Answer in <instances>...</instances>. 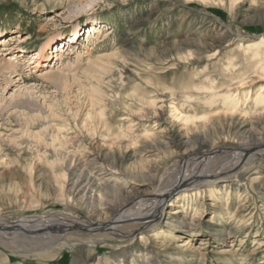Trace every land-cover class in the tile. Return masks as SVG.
I'll return each instance as SVG.
<instances>
[{
	"label": "rangeland",
	"instance_id": "1",
	"mask_svg": "<svg viewBox=\"0 0 264 264\" xmlns=\"http://www.w3.org/2000/svg\"><path fill=\"white\" fill-rule=\"evenodd\" d=\"M262 38L264 0H0V219L105 228L0 245V264H264V159L235 154L264 144V76L242 51ZM197 152L210 183L170 192L143 230L105 231Z\"/></svg>",
	"mask_w": 264,
	"mask_h": 264
},
{
	"label": "bare ground",
	"instance_id": "2",
	"mask_svg": "<svg viewBox=\"0 0 264 264\" xmlns=\"http://www.w3.org/2000/svg\"><path fill=\"white\" fill-rule=\"evenodd\" d=\"M9 33V32H8ZM21 38V37H20ZM11 40H8L6 43H8ZM53 41L50 40L44 44H42L37 53L36 58L43 57V53L50 49ZM5 47V48H4ZM8 51L7 44L2 45L0 48V53ZM243 51V57L245 60V67L247 69H251L252 73L255 76H258V78L264 76V38L260 39V41L257 44H246L244 46ZM22 52V49L18 50V53ZM11 60V59H9ZM44 61H48V58H44ZM17 62L15 61V64ZM0 75L3 76L4 74L14 73V65L11 63L4 64L2 67H0ZM225 70L228 71H236V67L232 64L225 67ZM0 76V77H1ZM245 80V79H244ZM261 80V79H259ZM258 80V81H259ZM247 82H239L240 84L236 86L237 88H243L246 85ZM262 89H264L262 87ZM262 91V90H261ZM207 93V92H206ZM261 93V92H260ZM215 97V96H214ZM216 98V97H215ZM213 99V98H212ZM228 103H233L232 100H230V97H227ZM210 101V100H209ZM207 104V102H205ZM254 103L261 108L262 111H264V94H258V96L255 97ZM227 104V103H226ZM236 107H231V110H236ZM249 112V111H248ZM248 112H244L247 114ZM233 153V152H232ZM237 156V162H250L256 158L264 159V144H251L247 147H239L236 149ZM211 156L208 155L205 152H197L191 157V161H194L196 165H198V169H195L193 172L187 173L182 175V177L174 182L170 183V185H165L163 189H160L157 191L151 198L148 200H142L136 204H133L132 206L130 204L124 205L111 219L108 221V224L110 227H106V232L111 235H123L121 233L120 228L121 227H127L132 226L130 232L143 230L148 225L156 221L159 217L157 216L158 211L161 209V207L164 206V199L170 194V192L180 189V190H186V189H194L200 185L210 183V177L212 172L208 174V172L204 171L201 166H207L209 164ZM231 159V157H230ZM235 164H230L232 166L227 167L225 169H233L236 167ZM201 168V170H200ZM189 172V171H187ZM178 199V198H177ZM143 203L149 204L150 207V213L146 217H140L137 219H130L128 217V213L130 209H133L134 206L141 205ZM131 206V207H130ZM141 209V208H140ZM33 218V217H32ZM101 224V225H100ZM100 225V226H98ZM98 226V227H96ZM104 223H98L94 221H87V220H78V221H71L67 222L64 219L59 218H47V219H41L38 220V218H24L21 220H18L13 223H8L4 220L0 219V245L3 247H8L12 244H18L26 245V241H31L32 245L39 246L41 245L42 248L50 249L52 245L57 242L61 238V232L67 229H82L84 231L89 230L87 232H93L96 231V228L102 230L105 229ZM101 227V228H100ZM20 241V242H19ZM27 241V242H29ZM29 244V243H28Z\"/></svg>",
	"mask_w": 264,
	"mask_h": 264
},
{
	"label": "water",
	"instance_id": "3",
	"mask_svg": "<svg viewBox=\"0 0 264 264\" xmlns=\"http://www.w3.org/2000/svg\"><path fill=\"white\" fill-rule=\"evenodd\" d=\"M81 230V229H80Z\"/></svg>",
	"mask_w": 264,
	"mask_h": 264
}]
</instances>
